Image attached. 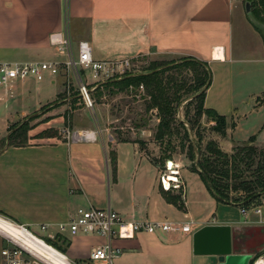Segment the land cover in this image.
<instances>
[{"label": "crops", "instance_id": "crops-1", "mask_svg": "<svg viewBox=\"0 0 264 264\" xmlns=\"http://www.w3.org/2000/svg\"><path fill=\"white\" fill-rule=\"evenodd\" d=\"M55 34L69 37L74 50L79 42H89L93 58L101 61L150 52L208 63L212 77L205 108L227 120L220 145L226 152L241 143L264 146V40L241 1L0 0V63H64L67 54L51 46ZM49 80L57 84L56 78ZM36 85L28 78L0 91V143L14 121L58 102L60 91L45 95ZM54 111L34 129L39 143L0 151V216L29 230L49 225V237L79 208L110 207L129 221L191 223L194 233L207 225H230L232 247L233 233L246 226L254 238L264 237L259 216L217 201L200 174L182 161L174 163L179 186L171 183L164 190L165 167L149 153L156 145L119 140L107 128L108 120L104 127L98 123L100 135L85 130L83 139L41 137L61 128L62 117H54ZM193 234L141 233L118 241L122 255L116 264H209L214 258L219 264L216 257L194 255ZM68 240L66 255L75 262L88 260L103 241ZM260 245L252 256L264 252V239ZM7 246L0 232V264Z\"/></svg>", "mask_w": 264, "mask_h": 264}, {"label": "trees", "instance_id": "trees-1", "mask_svg": "<svg viewBox=\"0 0 264 264\" xmlns=\"http://www.w3.org/2000/svg\"><path fill=\"white\" fill-rule=\"evenodd\" d=\"M252 14L260 24L264 25V0L253 1ZM255 27L264 40V29L256 25ZM174 63L167 67L164 66L165 68L163 65H154L148 70V73L138 75L128 74V76L126 75L120 80L104 83L95 89L93 95L97 94L104 87H114L119 91H125L129 87L143 86L150 98L147 110H158L160 121L155 133V140L163 142L168 137L170 141L174 132H178L177 128H181L184 130L183 140L188 142L187 158L195 162L197 160V152L200 155L198 160L199 170H197L195 164H193L192 170L200 174L208 190L217 201L245 207L256 204L264 198V148L250 143H241L236 144L233 147L232 154H229L220 148L216 140H209L206 142L204 148H202L200 142L195 143L191 140L189 132L195 129V126L204 116L215 122V126L212 129L221 137L227 135V120L216 111L205 108L206 90L211 85L212 77L208 63L193 57H182L178 62ZM183 70L195 73L192 84H187L186 81L169 76L171 71L183 72ZM186 97H193L187 106H194V114L189 118L190 112H187V122L178 121L176 111ZM51 105L44 106L42 110L51 109L56 106L51 107ZM35 115L25 118L28 121L10 135V146H25L27 144L28 132L31 130L30 121L36 118L34 117ZM17 126H13L11 130ZM49 130L51 131L52 129ZM49 130H46L47 132H43L40 136L43 138L56 137L49 136ZM199 140L202 141L203 138L201 137ZM232 192L245 193L246 196L242 200L234 201L230 197ZM60 240L61 245L58 246L53 242L52 244L54 247L60 248L62 253L66 254L70 241L63 237ZM77 264L90 263H87L86 260L79 261Z\"/></svg>", "mask_w": 264, "mask_h": 264}, {"label": "rangeland", "instance_id": "rangeland-1", "mask_svg": "<svg viewBox=\"0 0 264 264\" xmlns=\"http://www.w3.org/2000/svg\"><path fill=\"white\" fill-rule=\"evenodd\" d=\"M249 18L254 22V24L259 23L256 17L252 14V10L251 17L249 16ZM180 59V57L176 56H164L153 54L150 52L144 53L137 56V58L133 60L134 66L129 75L148 73V70L154 65H163V67H167L174 62H178ZM169 74L170 77L175 79L178 78L181 81H186L187 84H192L193 78L195 76V73L189 70H183V72L171 71ZM56 80L57 84L54 85L49 83L50 80L48 78L43 82L36 81V86L41 87L42 94L48 95L53 92L56 93L60 91L61 96L59 95L58 100L60 101H58L57 105L55 104V107L47 110L41 109L39 112L33 114H36L34 116L36 118L30 121L31 130L28 132V142L26 145L39 143L37 141H34V134L35 132H37L34 131V129L38 127L43 121L50 120L51 118L47 116L50 111L55 109L56 111H54V114L56 115L54 117H62L61 121L63 122V124L59 126L61 127L60 129H52L51 131L54 130L53 132L49 130V136H56L57 139L60 140H73L77 138L78 134H81V131L85 130H94L100 135V128L98 123L102 127H104L105 122L108 120L107 128H109L118 139L141 140L143 142L146 141L145 143H154L156 146L153 147L152 150L149 151V153L156 154L157 157L155 156V158H160L162 165L165 167V170L168 161H173L174 163L182 161L184 164L188 165L191 170L193 164H196V161L192 162L187 158L188 142L186 140H183L184 130H182L181 128H177L178 132H174V135L171 137L170 141L168 137H166L163 142H158L155 140V133L160 121L158 110H147L150 98L147 95L144 87L143 89L140 86L129 87L128 90L125 91H119L114 87H104L97 94H94L92 96V99L94 101V108H89L83 98L78 94V89L74 77L71 78V82L73 84L70 86L66 85L67 78L64 75L57 76ZM86 80L88 83L93 82L90 77L86 78ZM4 89L5 87L0 85V91H4ZM189 98L190 97L184 98L183 102L177 108L176 118L178 121L187 122V112H190L189 118H191L194 114V106H187L188 103L186 101ZM25 121L28 120L18 119L14 121L9 127L8 134L12 132L11 128L13 126H20ZM213 126H215V122H212V120H209L208 117L204 116L201 121L195 126V129L189 132L190 139L195 143L200 142L202 148L205 147L206 142H208L209 140H216L220 148L225 151L223 146H221L219 143V141L223 140L224 137H221L219 134L215 133L212 129ZM201 137L203 138L202 141L199 140ZM6 144L7 140H3L0 143V151L6 147ZM258 147L264 148V146ZM227 153L232 154V151ZM170 166H174V164L171 163ZM245 196V193L232 192L230 194L231 199L234 201L242 200ZM262 200H264V198ZM2 218L5 219L4 221L7 220L4 217ZM246 227L243 230H240V232L235 231L233 233V254H235V252H243L251 253L248 255L252 256L253 253L258 251V249L261 247L260 244L263 241L264 237L254 238L252 234L246 233ZM31 231L36 236L45 239L46 242H49L51 244L53 242L58 246L61 245L60 238H55L50 242L48 240L47 232L40 230ZM58 249L60 250V248ZM116 261L114 262V264H116ZM71 263L76 264L77 262L71 260ZM216 263L217 262L215 258L211 259V261L209 262V264Z\"/></svg>", "mask_w": 264, "mask_h": 264}, {"label": "built area", "instance_id": "built-area-1", "mask_svg": "<svg viewBox=\"0 0 264 264\" xmlns=\"http://www.w3.org/2000/svg\"><path fill=\"white\" fill-rule=\"evenodd\" d=\"M239 1L244 4L246 2V0ZM50 42L51 46L58 52L67 54V60L64 63L39 62L17 65L0 63V85L8 88L13 86L15 82L28 78H33L37 82H43L47 78L52 79L59 75H64L67 78L66 85L70 86L73 84L71 78L74 77L79 96L83 98L89 108H94L92 96L95 89L104 83L122 79L130 74L134 66V59L130 58L107 61L94 59L91 46L87 41L79 42L75 50L72 47L71 39L62 34H55L52 36ZM88 77H90L93 82L88 83L86 80ZM140 87L143 89V86ZM91 90L94 91L91 92ZM85 136L88 137L89 135L86 134ZM83 138L84 135L81 133L78 134L76 139ZM171 163L174 162H167L165 170L167 174L164 173L161 176V185L164 190H170L172 186H179L178 179L176 178L178 174L176 165L174 167L170 166ZM171 183L174 184L171 186ZM250 212L259 216V223L264 225V200H260V202L248 207L241 206V213L243 215H247ZM15 225L32 239L39 238L62 253L59 249L54 247L53 244L36 236L25 226ZM49 228V225H42L41 231L46 232ZM56 230V236H49V241L55 238L63 237L69 239L78 236L98 237L102 239V243L92 248L89 253L87 263L90 264H114L122 255V249L117 245V242L134 239L141 233H194L191 223L171 220L157 222L129 221L124 219L110 207L106 209H97L94 207L79 208L75 213L71 214L65 222L56 224ZM3 236L8 246L1 251L2 264H48L31 249L22 245V243L8 236ZM62 254L65 255V258L71 263L67 255L64 253ZM250 263L264 264V252L252 257Z\"/></svg>", "mask_w": 264, "mask_h": 264}, {"label": "water", "instance_id": "water-1", "mask_svg": "<svg viewBox=\"0 0 264 264\" xmlns=\"http://www.w3.org/2000/svg\"><path fill=\"white\" fill-rule=\"evenodd\" d=\"M254 0H246L245 11L251 17L252 3ZM264 29L263 24H255ZM94 90H91L93 92ZM193 99L189 98L188 103ZM26 122V121H25ZM23 122V124L25 123ZM21 124V125H23ZM20 125V126H21ZM20 126L12 130L7 136V144L9 147L10 135ZM191 132V131H190ZM199 152H197L196 168L198 169ZM171 165V164H170ZM193 253L196 256H211L218 259L219 264H249L252 256L233 254L232 247V227L230 225H207L193 234Z\"/></svg>", "mask_w": 264, "mask_h": 264}, {"label": "bare ground", "instance_id": "bare-ground-1", "mask_svg": "<svg viewBox=\"0 0 264 264\" xmlns=\"http://www.w3.org/2000/svg\"><path fill=\"white\" fill-rule=\"evenodd\" d=\"M4 220L5 219L0 217V232L5 236H8L17 242L22 243V245H25L26 247L31 249L34 253H36V255L41 257L48 264H71L68 259L65 258V255L49 246L47 243L43 242L39 238L32 239L15 224Z\"/></svg>", "mask_w": 264, "mask_h": 264}]
</instances>
